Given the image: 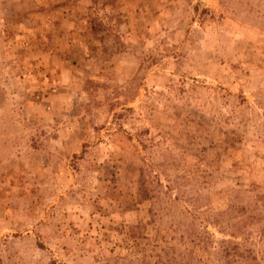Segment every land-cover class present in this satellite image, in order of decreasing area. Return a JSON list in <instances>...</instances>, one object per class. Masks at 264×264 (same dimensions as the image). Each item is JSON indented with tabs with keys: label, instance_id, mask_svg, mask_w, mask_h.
Wrapping results in <instances>:
<instances>
[{
	"label": "rangeland",
	"instance_id": "1",
	"mask_svg": "<svg viewBox=\"0 0 264 264\" xmlns=\"http://www.w3.org/2000/svg\"><path fill=\"white\" fill-rule=\"evenodd\" d=\"M0 264H264V0H0Z\"/></svg>",
	"mask_w": 264,
	"mask_h": 264
}]
</instances>
